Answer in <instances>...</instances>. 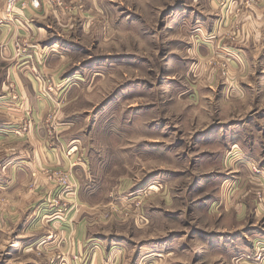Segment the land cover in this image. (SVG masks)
<instances>
[{"label": "rangeland", "instance_id": "rangeland-1", "mask_svg": "<svg viewBox=\"0 0 264 264\" xmlns=\"http://www.w3.org/2000/svg\"><path fill=\"white\" fill-rule=\"evenodd\" d=\"M235 1L25 4L59 16L33 22L38 48L15 46L36 81L32 110L0 55V170L35 164L32 126L69 160L38 166L43 185L10 192L0 179V264H63L71 222L93 251L118 247L120 264H264V70L236 71Z\"/></svg>", "mask_w": 264, "mask_h": 264}, {"label": "crops", "instance_id": "crops-1", "mask_svg": "<svg viewBox=\"0 0 264 264\" xmlns=\"http://www.w3.org/2000/svg\"><path fill=\"white\" fill-rule=\"evenodd\" d=\"M260 3L256 5H251L247 7L244 4V0H236V71L239 73L242 72L241 75L246 76L250 72V68H254V65H261V69L264 70V32H261L260 26L263 25L262 18L264 16V0H258ZM5 0H0V16H2V10L4 7ZM21 6L20 4L15 5L14 13L11 15V22H7L6 24H0V44L2 41L7 42V45L1 44L0 47V55H6L8 60H12L11 62L7 63L8 66V77L13 83H16L21 86L22 96L20 97L23 99L24 108L32 107L34 103H36V99L34 93H32L30 86L34 87L36 84L35 79L33 78L32 70L27 65V62L24 61H14L12 57H14L15 51V43L19 42L24 49L30 46V49L33 47L38 48L37 42H32L31 37L38 36L36 39H40L42 33L39 31H35L33 29V22H40L41 20L47 17V13H51L54 16H59L58 13H54V11L50 12L49 7L45 2L41 3L40 9H36L31 7L30 5ZM233 6L231 5L230 9L232 10ZM222 11V10H221ZM224 11V10H223ZM56 12V11H55ZM222 20L224 21L221 25V28L225 29V25L229 20L227 19V15L222 14ZM234 15L232 14V17ZM218 23H216L212 29H221ZM39 27V26H38ZM32 35V36H31ZM4 39V40H3ZM32 42L34 45H30L29 43ZM9 44V46H8ZM40 45V44H39ZM47 46L44 43L43 46H39L41 49H45ZM51 48V47H50ZM55 49V47L53 48ZM42 53V51H40ZM13 55V56H12ZM256 59H255V56ZM263 60L262 64L260 61ZM259 63V64H258ZM50 67H52L50 65ZM53 68V67H52ZM31 70V71H30ZM51 69L46 68V72L50 71ZM51 72V71H50ZM4 97V96H3ZM4 104V101H3ZM5 105V104H4ZM1 107V104H0ZM6 108V107H5ZM34 118H42L43 112L42 110L32 112ZM19 116V115H18ZM35 128V129H34ZM43 132L39 131L38 128L32 126L30 129V139L31 144L36 145V149L33 153L32 160H35V164L33 162L29 163L26 159L25 161L20 160H10L11 162L8 163L4 167V169L0 170V179H4L5 177L8 179L7 182L5 181V185H8L6 190L7 191L12 189L18 188L23 184H26L27 181L31 179L32 176H36L38 183L43 185L45 182L41 176L36 175V170L38 166H42L46 163L55 164L57 162L62 161V163H67L69 158L65 156L61 150L58 148L57 151H48L44 146V138H42ZM84 164V163H83ZM85 165V164H84ZM77 167L75 169V177L78 178L79 171L82 168ZM5 170H8L10 173H6ZM35 180V179H34ZM20 185V186H19ZM20 191H25V187L22 188ZM19 195V194H18ZM15 196V194L13 195ZM31 199V198H29ZM25 197L21 198V204H24L27 200ZM34 211L33 213H36ZM47 217V214L43 215V218ZM47 219V218H46ZM48 220V219H47ZM76 223V222H75ZM71 223H66L63 225L64 233L72 236L71 237V245L72 249L69 250L66 254L62 250H57V252H61L63 255V264H69V260L71 261V255L76 256V259L81 257V260L85 259L87 256V251L93 249L91 248L92 245L95 243L94 241H98L96 239H92L91 237H87V233L85 232L86 228L83 227L84 224L76 223L73 226H70ZM62 223L60 224V226ZM85 226V225H84ZM67 232H66V231ZM63 234V233H62ZM50 236H48L49 238ZM41 239L38 241V244L42 246L45 241ZM41 243V244H40ZM41 249V248H40ZM78 252V253H77ZM76 253V254H75ZM61 255V254H60ZM61 255V256H62ZM122 251L118 250V247L111 246L105 248L99 245L97 249H94L92 256L88 257V264H120L121 263V256ZM73 256V257H74ZM86 264V263H84Z\"/></svg>", "mask_w": 264, "mask_h": 264}, {"label": "built area", "instance_id": "built-area-1", "mask_svg": "<svg viewBox=\"0 0 264 264\" xmlns=\"http://www.w3.org/2000/svg\"><path fill=\"white\" fill-rule=\"evenodd\" d=\"M56 1V0H51ZM58 1V0H57ZM27 2H30L33 7H38L40 5V0H6L3 10H2V16H0V24H5L8 21L11 22V15L14 12V8L16 3L20 4L21 6H25ZM248 3L250 2H256L255 0H247ZM16 46V54L20 55L21 53H25L27 50L24 49V47L19 43H15ZM31 57V55L29 56Z\"/></svg>", "mask_w": 264, "mask_h": 264}]
</instances>
